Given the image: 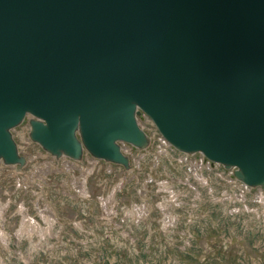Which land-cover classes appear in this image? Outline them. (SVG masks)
<instances>
[{
	"label": "water",
	"instance_id": "obj_1",
	"mask_svg": "<svg viewBox=\"0 0 264 264\" xmlns=\"http://www.w3.org/2000/svg\"><path fill=\"white\" fill-rule=\"evenodd\" d=\"M164 139L264 185V0H0V159L11 129L55 155L129 165Z\"/></svg>",
	"mask_w": 264,
	"mask_h": 264
},
{
	"label": "rangeland",
	"instance_id": "obj_2",
	"mask_svg": "<svg viewBox=\"0 0 264 264\" xmlns=\"http://www.w3.org/2000/svg\"><path fill=\"white\" fill-rule=\"evenodd\" d=\"M11 129L0 159V264H264V185L180 152L152 129L129 165L55 155Z\"/></svg>",
	"mask_w": 264,
	"mask_h": 264
},
{
	"label": "built area",
	"instance_id": "obj_3",
	"mask_svg": "<svg viewBox=\"0 0 264 264\" xmlns=\"http://www.w3.org/2000/svg\"><path fill=\"white\" fill-rule=\"evenodd\" d=\"M139 123L141 125V127L143 129H152V126L156 129V133L159 134V139L161 141H163L164 143H166L169 147H173L174 149H176L174 146H172L169 142H167L164 137L161 135V133L159 132L158 128L156 127V125L154 124V122L152 121V119L144 112L141 113V115L138 117ZM129 144V143H128ZM178 150V149H177ZM180 151V150H179ZM182 152V151H180ZM202 157L206 159V161L211 165V166H215V165H220V163L217 162H213L211 160H209L208 158H206L202 153H201ZM234 168V167H232Z\"/></svg>",
	"mask_w": 264,
	"mask_h": 264
}]
</instances>
